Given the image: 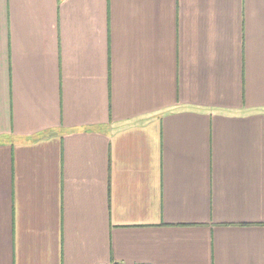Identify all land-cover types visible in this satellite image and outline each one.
Returning a JSON list of instances; mask_svg holds the SVG:
<instances>
[{"label": "crops", "instance_id": "obj_1", "mask_svg": "<svg viewBox=\"0 0 264 264\" xmlns=\"http://www.w3.org/2000/svg\"><path fill=\"white\" fill-rule=\"evenodd\" d=\"M0 264H264V0H0Z\"/></svg>", "mask_w": 264, "mask_h": 264}]
</instances>
